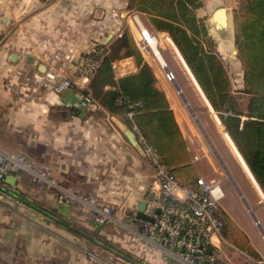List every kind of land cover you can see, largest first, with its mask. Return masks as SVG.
Segmentation results:
<instances>
[{
  "label": "crops",
  "instance_id": "crops-1",
  "mask_svg": "<svg viewBox=\"0 0 264 264\" xmlns=\"http://www.w3.org/2000/svg\"><path fill=\"white\" fill-rule=\"evenodd\" d=\"M153 3L155 0H0V150L14 154L10 148L26 147L23 140H27L30 148L43 149L44 168L35 166V169L47 171L48 177L60 185L61 189L96 197L101 204L108 205L114 210L115 222L120 223L125 218L124 222L135 231L139 230L140 224L131 215L138 213L140 202L147 203L148 200L157 196V186L152 165L126 133L128 130L132 131L140 145L135 126L126 119L131 120L132 117L112 114L98 102L85 104L84 95L80 91L69 90L58 94L54 87L64 77L77 73L86 53L97 49L98 46L109 47L126 30L131 31L138 46V32L130 13L138 12L142 19L143 15L149 17L147 20L149 21L151 17H156L155 12L159 9L154 8L156 6L152 5ZM198 3L201 4L200 7L190 15L197 21L202 20L206 32L203 33L197 29L196 31L190 25L185 28L202 42L207 51L214 54L219 52L226 59L225 51L228 54L229 51L224 48L233 47V54L238 59L235 28L231 26L235 24L239 0H199ZM220 9L226 11V28L220 26L216 17ZM125 12L126 16H123ZM143 21L146 20L143 19ZM148 28L151 31L155 30L152 25ZM158 33L170 38L168 33ZM170 43L184 64L172 39ZM141 54L144 62L157 78L156 87L167 96L187 144L191 164L195 167L199 178L207 181L215 179L206 171L205 163L200 160L196 142L188 129L189 120L182 102L192 112L193 119L197 118L195 113L213 114L232 152L243 170L253 180L255 184L253 186L258 193H254L248 187L242 185L240 187L233 182L232 176V179L230 178L244 201L246 211L241 207L233 208L227 200L222 201L220 207L221 211L230 217L247 236L250 249L240 250L225 237L221 252L226 264H264L262 239L264 193L225 129L218 113L207 100L190 70L187 69L190 81L182 77L183 83L179 84L173 73L172 80L160 71L157 63L142 51ZM219 60L221 61L220 58ZM122 64L129 65L134 72L118 77L113 68L116 79L139 71V66L133 57L127 58ZM185 81L189 86L188 89H191L192 98H188L184 93ZM177 86L189 105L184 102ZM232 90L238 97L242 95L235 92L233 87ZM196 91L204 101L205 107H199L194 102ZM196 139L200 143L199 139ZM9 142L12 145L8 144ZM33 151L29 155L33 156L34 161L37 162L38 158ZM19 172L12 174L17 178V182L14 185L6 182L4 190H0L1 193L9 194L7 189L13 190L12 192L22 190L24 182ZM27 178L33 182L29 177ZM223 188L226 192L225 185ZM256 194L260 195V199L256 197ZM14 197L22 201L26 199ZM24 205L22 206L32 211L33 209L39 212L44 211L36 206ZM79 209L73 204L59 203L54 210L60 219L48 214L49 221L59 223V227L63 229H73L66 222L75 218ZM247 211L252 213L251 219ZM233 212L237 214V217ZM254 216L257 217L259 224ZM93 224H95L94 221ZM95 226L104 231L113 228L108 223ZM100 234H103V231H100ZM131 234L134 238L138 237L137 232L131 231ZM151 246L160 251L161 263L173 264L166 251L154 244ZM3 247H0V254L4 252ZM154 256L158 258L157 254ZM92 257L95 256L92 255Z\"/></svg>",
  "mask_w": 264,
  "mask_h": 264
},
{
  "label": "trees",
  "instance_id": "trees-1",
  "mask_svg": "<svg viewBox=\"0 0 264 264\" xmlns=\"http://www.w3.org/2000/svg\"><path fill=\"white\" fill-rule=\"evenodd\" d=\"M198 1L155 0L152 5L159 9L150 23L173 40L264 193V0H240L235 13V45L243 65L240 97L233 93L227 70L217 55L207 51L185 28L190 25L206 32L205 24L190 15L200 7ZM97 49L102 53V63L85 93L112 114H133L131 120L126 119L137 127L171 174L182 185L199 189V176L174 112L166 94L156 87L157 78L144 62L131 31L126 30L109 47ZM129 57L136 60L139 71L116 79L113 63ZM241 99L246 101L244 107ZM5 183L0 182V190ZM24 203L35 206L26 200ZM217 216L224 223V238L240 250H249L247 236L234 221L220 208Z\"/></svg>",
  "mask_w": 264,
  "mask_h": 264
},
{
  "label": "rangeland",
  "instance_id": "rangeland-1",
  "mask_svg": "<svg viewBox=\"0 0 264 264\" xmlns=\"http://www.w3.org/2000/svg\"><path fill=\"white\" fill-rule=\"evenodd\" d=\"M240 6L241 1L239 0L238 9ZM132 13H135V11L130 14ZM123 16H126V12L123 13ZM143 19L146 20L145 22L148 24V27L151 26L150 20L147 21L149 17L143 15ZM231 28H235V24ZM152 31L156 33L155 30L152 29ZM231 33L233 34V29ZM162 37H164L161 39L163 57L169 64L175 80L179 84L183 83L182 77L190 81V75L187 71L189 68L186 67L185 63H182L177 55L174 46L170 43L171 39L165 36ZM224 49L229 51V54L225 51L224 56H227L226 59L219 52H216V54L227 69L233 89L240 94L244 88L242 86V62L233 54V47L227 46ZM172 84H174L173 81ZM184 84V93L188 98H192L191 89H188L189 86L186 81ZM87 90L77 88L70 91H80L83 95H86L85 91ZM194 94L196 95L194 102L199 107H205V103L199 93L196 91ZM241 103L244 107L246 103L245 99H241ZM182 105L189 120L190 126L188 129L196 142L195 146L200 160L205 163L207 167L206 171L215 178L213 181L226 186V196H224L221 202L227 200L230 205L232 204L233 208L237 209L241 207L245 210L244 201L232 184L225 167L233 177V182L239 184L240 187L242 185L248 187L254 193H258L253 186L255 185L253 180L243 170L239 160L232 152L231 146H229L230 144H228L220 131L218 124L212 116L213 114L211 115L210 112H194L197 118L193 119L192 112L189 111L183 102ZM190 105L195 108L193 104L190 103ZM196 138L199 139L200 143ZM22 142L26 147L13 146L10 148L14 152L13 155L25 156L30 164L32 163L34 169L35 166L44 168L45 154L42 151L43 149L30 148L27 140H23ZM8 144L12 145L10 142ZM32 150H34L33 152L38 158L37 162L34 161L33 156L30 157L29 155ZM19 175H21L24 182L22 190L12 192L13 190L7 189L10 195L0 192V247L4 246V252L0 254V264H164L160 262V251L151 246L153 244L148 240V236L145 235L141 227H139V230L133 227L136 231L132 228L130 229L126 222H124L125 218L120 223L115 222L116 220L114 219L116 218L108 222V224L113 226L108 231L97 229L95 225L102 226L103 224L96 223L93 217L85 214L81 209L76 212L77 216L75 218L70 222H66L73 229H63L59 227V223L49 221L50 216L48 214L59 218L54 209L59 203H64L61 202L60 198L61 194L64 193V189H61L60 185L49 177L47 181L36 178L33 173L23 170L19 172ZM27 177L33 180V182H30ZM13 194L21 199L26 198L25 200L44 211L29 210V208L24 207V201L17 200ZM256 195L260 199V195ZM221 202L220 207L222 205ZM246 213L249 219H251L252 213L250 214V211ZM131 216L135 220L133 213ZM234 216L237 217V214L234 213ZM93 221L95 224H93ZM128 230L130 232H137L138 237L134 238ZM100 231H103V234H100ZM262 231L264 232V228ZM154 254H157L158 258ZM92 255L95 257H92ZM170 259L174 263V260Z\"/></svg>",
  "mask_w": 264,
  "mask_h": 264
},
{
  "label": "built area",
  "instance_id": "built-area-1",
  "mask_svg": "<svg viewBox=\"0 0 264 264\" xmlns=\"http://www.w3.org/2000/svg\"><path fill=\"white\" fill-rule=\"evenodd\" d=\"M131 19L138 32L139 49L158 64L162 73L173 80L172 70L162 53V35H167L151 31L139 13H132ZM101 54L98 49L89 52L75 75L64 77L56 83L55 92L89 89L91 80L101 66ZM126 60L127 58L121 59L113 65L118 77L134 72L129 65L122 64ZM83 100L85 104L94 102L90 94L84 95ZM132 116L133 114L128 115ZM135 131L140 138L142 153L154 169L157 186V196L147 201L145 210V215L150 220L139 219L135 213V221L140 224L152 244L170 255L174 260L173 264H226L221 252L222 243L225 241L224 223L217 216L220 202L225 196L223 186L219 182L202 178L197 181V190L182 185L162 163L157 153L146 144L136 126ZM21 170L48 181L47 171L34 169L25 156L0 150V182ZM60 198L66 204H76L98 224L114 219V210L101 204L94 196H83L77 191L72 193L64 190ZM262 239L264 242V233Z\"/></svg>",
  "mask_w": 264,
  "mask_h": 264
},
{
  "label": "water",
  "instance_id": "water-1",
  "mask_svg": "<svg viewBox=\"0 0 264 264\" xmlns=\"http://www.w3.org/2000/svg\"><path fill=\"white\" fill-rule=\"evenodd\" d=\"M216 17H217V19H218V21H219V24H220V26L222 27V28H226L227 27V17H226V11L224 10V9H220L217 13H216ZM183 57V56H182ZM184 59V58H183ZM184 61H185V59H184ZM185 63H186V61H185ZM186 65H187V63H186ZM188 66V65H187ZM189 67V66H188ZM190 69V68H189ZM191 71V70H190ZM191 73H192V71H191ZM193 74V73H192ZM194 76V75H193ZM195 77V76H194ZM196 79V78H195ZM197 81V80H196ZM174 82H175V80H174ZM176 83V82H175ZM197 83H198V81H197ZM199 84V83H198ZM200 86V85H199ZM177 88H178V91L182 94V91H181V89L177 86ZM202 89V88H201ZM203 91V90H202ZM204 93V92H203ZM204 95H205V93H204ZM206 96V95H205ZM182 98H183V100H184V102L186 103V104H188L189 105V103H188V101H187V99L183 96V94H182ZM207 98V97H206ZM208 100V99H207ZM211 104V103H210ZM212 106V105H211ZM127 135H128V137L132 140V142H133V144L140 150V152L142 153V149H141V146L139 145V143H138V141L136 140V136H135V134L132 132V131H130V130H128L127 132ZM224 165V164H223ZM225 167V166H224ZM225 169H226V171H227V173H228V175H229V177L232 179V177H231V175H230V172L228 171V169L225 167ZM8 184H11V185H14L16 182H17V178L15 177V176H13V175H9V176H7V178H6V180H5ZM243 197V196H242ZM146 207H147V203L145 202V201H142V202H140L139 203V205H138V213H137V217L139 218V219H142V220H150V218L147 216V215H145V210H146ZM254 218H255V220H256V222L259 224V222H258V220H257V217L256 216H254Z\"/></svg>",
  "mask_w": 264,
  "mask_h": 264
},
{
  "label": "bare ground",
  "instance_id": "bare-ground-1",
  "mask_svg": "<svg viewBox=\"0 0 264 264\" xmlns=\"http://www.w3.org/2000/svg\"><path fill=\"white\" fill-rule=\"evenodd\" d=\"M177 48V47H176ZM179 51V50H178ZM179 53H180V51H179ZM181 54V53H180ZM181 57H182V55H181ZM183 58V57H182ZM184 60V59H183ZM185 62V61H184ZM190 70V69H189Z\"/></svg>",
  "mask_w": 264,
  "mask_h": 264
}]
</instances>
